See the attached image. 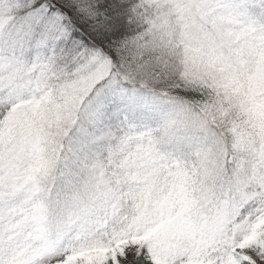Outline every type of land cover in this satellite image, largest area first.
I'll return each instance as SVG.
<instances>
[{"label":"snow or ice","instance_id":"obj_1","mask_svg":"<svg viewBox=\"0 0 264 264\" xmlns=\"http://www.w3.org/2000/svg\"><path fill=\"white\" fill-rule=\"evenodd\" d=\"M0 264H264V0H0Z\"/></svg>","mask_w":264,"mask_h":264}]
</instances>
